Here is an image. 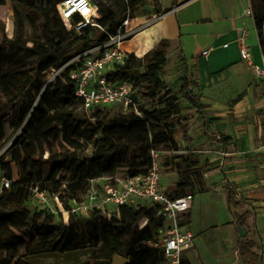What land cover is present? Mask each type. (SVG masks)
<instances>
[{
    "label": "trees",
    "instance_id": "trees-1",
    "mask_svg": "<svg viewBox=\"0 0 264 264\" xmlns=\"http://www.w3.org/2000/svg\"><path fill=\"white\" fill-rule=\"evenodd\" d=\"M4 1L0 0V5ZM11 1L19 9L23 31L19 41L3 34L0 43V147L16 134L9 148L10 156L2 166L11 180L16 167L18 177L14 188L0 195V264H4L3 256L10 255L9 248L17 250L28 243H50L45 239L56 222L52 212L33 210L24 223L30 233L20 232L12 222L14 215L28 212L27 202L34 187L50 194L65 193L80 201L90 181L118 169L122 170L121 179L147 175L154 160L152 153L178 151V127L183 139L190 141L181 101L204 120L206 135L210 130L204 106L193 93V76L186 71L175 93L161 79L169 48L167 40L160 41L142 57L126 54L122 64L114 65L105 74L108 82H127L139 90L133 105L127 109L121 107L111 115L114 106L101 107L103 111L106 109L105 114L100 108L87 111L74 95L75 85L69 78V73L82 60L65 65L83 50L106 41L107 34L90 26L79 32L67 30L56 8L60 0ZM250 1L260 35L264 0ZM92 2L99 15V26L109 35L116 34L124 19L133 17L127 0ZM167 11L153 0L155 14ZM24 22L28 32L24 30ZM28 43L30 47L26 46ZM6 45L10 47L9 53L3 51ZM180 57L186 69V61ZM61 68L59 75L48 82L51 72ZM80 133L87 135L88 143L81 141ZM226 141L223 138L221 143ZM89 145L91 156H85ZM183 163L184 171H178L179 182L174 191L168 192L169 197L206 193L199 184L202 173L196 162L186 159ZM194 180L199 184L196 190ZM223 191L230 215L240 225L247 219L241 211L244 201L229 184ZM72 218L83 221L95 232L91 244L94 246L97 238L98 246L90 254V264H110L116 255L126 259V264H163L162 255L146 245L155 240L162 226L154 208L121 207L119 216L111 218L96 213L87 218L70 216L60 238L51 244L54 250L70 251L74 242L71 236H66L75 224Z\"/></svg>",
    "mask_w": 264,
    "mask_h": 264
},
{
    "label": "crops",
    "instance_id": "crops-1",
    "mask_svg": "<svg viewBox=\"0 0 264 264\" xmlns=\"http://www.w3.org/2000/svg\"><path fill=\"white\" fill-rule=\"evenodd\" d=\"M147 1L153 11V0ZM157 1L168 11L155 22H151L154 12L130 18V26L140 28L120 47L125 54L142 57L167 40L168 53L174 49L169 56L178 61L183 56L186 61L182 78L186 71L193 76V93L204 106L208 135L195 110L188 108L187 112L196 114L209 143L223 150L222 170L213 191L194 195L182 217L195 234L194 245L184 253L182 262L264 264V96L250 62L240 56L243 46L254 64L261 63L260 35L253 19L245 14L251 1ZM223 138H227L226 144L221 143ZM188 139L183 140L193 143ZM226 184L244 201L241 211L247 219L240 225L228 210ZM200 197L208 211L198 212ZM214 208L220 217L211 212ZM238 226L245 237L240 236Z\"/></svg>",
    "mask_w": 264,
    "mask_h": 264
},
{
    "label": "built area",
    "instance_id": "built-area-1",
    "mask_svg": "<svg viewBox=\"0 0 264 264\" xmlns=\"http://www.w3.org/2000/svg\"><path fill=\"white\" fill-rule=\"evenodd\" d=\"M56 8L67 30L79 32L90 26L108 36L106 41L83 50L65 65L82 60L80 66L69 73V78L75 85L74 95L82 101L84 109L91 111L105 106H122L127 109L133 105L134 97L138 95L139 90L133 89L127 82H108L105 74L114 65L123 63L126 54L120 45L133 36L140 27L132 28L129 24L130 18L127 17L118 26L116 34L109 35L98 24L99 15L92 0H60ZM245 14L254 21L251 5ZM160 17L154 14L151 22L159 20ZM76 18L78 20L75 21ZM245 29L246 26L243 27V32ZM259 44L261 52L259 65L251 61L246 47L241 46L240 56L242 60L250 62L255 80L264 96V14ZM203 54H207V51ZM63 68L52 71L48 82L58 76ZM158 155L159 153H152L153 164L145 176L128 177L114 183L106 182L103 178L90 181L80 201L69 198L65 193L50 194L46 190L34 187L32 202L42 210L46 209L62 216L65 223L70 216L87 218L92 213L107 218L118 217L121 207L154 208L157 216L162 219V226L158 228L155 240L146 242V245L162 255L163 264H181L184 253L193 247L195 241L194 232L187 224L181 223L183 215L189 210L193 196L169 197L162 184L160 165L155 160ZM16 179L13 177L11 180L6 176L0 160V195L13 189Z\"/></svg>",
    "mask_w": 264,
    "mask_h": 264
},
{
    "label": "rangeland",
    "instance_id": "rangeland-1",
    "mask_svg": "<svg viewBox=\"0 0 264 264\" xmlns=\"http://www.w3.org/2000/svg\"><path fill=\"white\" fill-rule=\"evenodd\" d=\"M129 13L131 16L139 15H151L153 11L149 9L151 4L147 0L142 3L136 1L127 0ZM153 4V3H152ZM19 9L15 3L11 0H5L2 5H0V43L3 41V34L8 38H13L20 40L22 36L23 27L21 25L22 19ZM25 24V31L28 32V26ZM30 47L31 44L26 45ZM9 46L4 47V52L9 53ZM174 49H170V52L166 55V63L163 68V73L161 75L162 81L172 90H176L180 86V81L184 73V67L178 61L177 57L169 56L173 55ZM144 56V55H143ZM181 107L183 108L182 113L186 116L187 122L189 125L188 137L193 139V143L187 144L182 138V130L180 127L177 128L176 134V143L178 146V151H162L155 158V160L160 165V175L162 184L167 190V192L174 191L178 184V171H184L185 164L184 160H189L196 162L197 168L201 171L202 177L200 181V186L207 190L208 192L213 191V185L215 184L214 180L219 175L222 170V158L223 150L217 147H214L213 144H210L208 139L204 137L202 123L199 122L198 117L194 113L187 112L188 105L181 101ZM122 106H114L111 109V114L120 111ZM110 109V108H109ZM102 114L106 113V109L103 111L100 108ZM78 137L82 142L88 143V137L85 133H80ZM16 138V134L13 135L4 145L0 147V160L1 162L7 161L11 150L10 145L12 141ZM49 140L52 139L51 134L48 136ZM55 147V143L53 144ZM92 148L89 145L88 149L85 152V156H91ZM46 157L44 155L42 158ZM168 158V159H167ZM169 163V166H165L164 163ZM18 169L13 167V177L16 179L18 177ZM122 170L118 169L115 172L111 173L108 176L103 177V180L106 182H115L122 178ZM59 172L54 175V179L57 178ZM198 182L194 180L195 190L198 189ZM210 190V191H209ZM196 195V194H195ZM194 197V195H193ZM203 197H200L199 201V210L198 212L208 211L205 206L206 204L202 201ZM202 201V202H201ZM29 208L28 212L23 214H16L12 217V222L19 227L20 232H29V229L24 227L25 219L30 215L33 210L36 212L42 211L36 204L32 202V194L30 193L29 200L27 202ZM212 210V211H211ZM217 217H220V212L216 211L215 208L211 209ZM52 212V211H50ZM56 220L53 230L49 234L46 240H49L50 243L42 244L41 242L28 243L26 246L20 249L9 248L10 255L3 256L4 264H90L92 261L89 260L90 254L97 248L98 240L95 239V245L91 243L93 236L92 229H89L81 220L77 218H72V221L75 223L71 226L68 231V236H71L73 239V245L70 248V251H56L51 247L52 242L60 238L66 223L62 216L53 213ZM205 220V219H204ZM160 259V258H159Z\"/></svg>",
    "mask_w": 264,
    "mask_h": 264
},
{
    "label": "water",
    "instance_id": "water-1",
    "mask_svg": "<svg viewBox=\"0 0 264 264\" xmlns=\"http://www.w3.org/2000/svg\"><path fill=\"white\" fill-rule=\"evenodd\" d=\"M238 231H239L240 236L245 237V231L243 230L241 226H238ZM126 263H127L126 259L116 255L112 258V261L110 264H126Z\"/></svg>",
    "mask_w": 264,
    "mask_h": 264
}]
</instances>
